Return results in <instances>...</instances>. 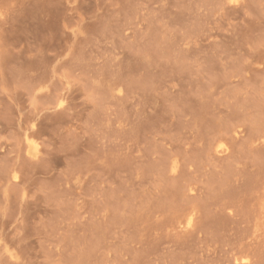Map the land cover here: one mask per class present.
I'll list each match as a JSON object with an SVG mask.
<instances>
[{"label": "rangeland", "instance_id": "374dc122", "mask_svg": "<svg viewBox=\"0 0 264 264\" xmlns=\"http://www.w3.org/2000/svg\"><path fill=\"white\" fill-rule=\"evenodd\" d=\"M0 264H264V0H0Z\"/></svg>", "mask_w": 264, "mask_h": 264}]
</instances>
